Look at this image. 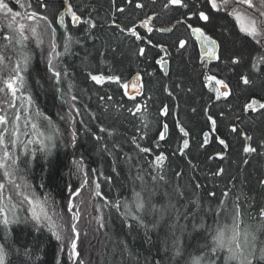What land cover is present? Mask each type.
Segmentation results:
<instances>
[{
  "label": "trees",
  "instance_id": "obj_1",
  "mask_svg": "<svg viewBox=\"0 0 264 264\" xmlns=\"http://www.w3.org/2000/svg\"><path fill=\"white\" fill-rule=\"evenodd\" d=\"M26 2L38 14L49 16L53 21L64 8L63 0H43L46 8L41 6L40 0ZM70 2L83 20L91 18L97 27L89 29L84 23L69 26L71 41L59 65V82L54 81L55 77L49 74L39 56H34L26 67L24 93L30 96L41 116L39 120L48 122V133H52L53 141L49 149L38 146L27 150L19 145L15 170L27 191L63 205L84 184L87 187L82 188L81 197L89 200L93 197L92 184L99 185L96 191L99 195L96 193L94 201L101 220L96 229L92 226L89 231V235H94L92 244L98 243L89 250L90 254L86 252L84 258L80 257L79 262L189 264L192 257L208 251L202 246L211 244V235L218 226L231 223L224 207L231 213L234 205L239 206L241 228H255L264 223L259 215L264 210V198H261L264 196L261 164L264 157L260 156L264 155V147L257 148L252 140L251 145L257 151L242 154L243 132L245 135L252 131L264 133V111L256 115L249 113V116L243 111L249 99L264 98V71L252 68V64L257 63L264 69V63L258 59L264 56L262 47L252 38L243 36L223 9L210 13L212 22L205 31L219 42L222 54V59L211 67L214 74L232 88L229 98L215 100L205 89L203 72L197 63V47L191 44L189 31L185 25L176 23L184 19L185 9L165 10L166 0H156L154 4L152 0H133L132 4L127 0ZM136 3L145 7L138 9ZM199 6L204 8L205 0H200ZM117 7L125 11L118 12ZM148 16L154 17L155 29L150 34L143 31L140 44L116 27H135L140 31V24ZM161 27L172 28L173 32L156 31ZM182 36L188 39L184 49L178 47ZM2 43L6 41L2 39ZM152 45L167 49L171 68L170 75L164 79L156 63L161 51ZM141 47L145 48L146 57L138 55ZM7 54L2 55L4 59ZM232 58H238L240 63L230 64ZM10 69L6 65L0 79L6 77ZM135 73L141 75L143 83L142 96L135 98H128L117 83L105 79L96 84L91 79V75L118 76L125 84ZM241 74L249 76L253 82L251 87L239 82ZM164 106L168 107L167 115L160 114ZM137 107L141 111L133 115ZM173 108L177 117L172 113ZM205 109L217 120V132L212 133L208 146L201 147L203 133L209 130ZM164 121L169 126L168 135L160 141L158 133ZM177 122L189 133L187 150L182 148L183 136ZM233 127L237 132L231 131ZM101 128L105 129L103 137H100ZM217 136L229 145L228 152H223L226 156L232 155L230 160H225L226 156L221 159L218 154L210 155L215 149H219V153L223 150L215 139ZM103 138L106 145L101 143ZM133 143L135 148L139 145L150 151L140 154L138 148L137 160ZM181 151L185 154L181 155ZM160 154L165 162L156 164L155 159ZM220 168L224 172L214 176ZM161 176L164 179L161 180ZM177 186L186 194L185 203L197 201L199 208L189 205L188 219L181 218L178 226L172 228L175 213L166 212L167 218L161 220L160 212H154L153 207L162 210L169 199L176 203L173 189ZM225 191L227 198L222 195ZM165 192L171 195L166 197ZM210 192H215V197L209 195ZM138 203L143 205L142 209L138 210ZM17 205L12 221L5 223L0 219V245H7L5 264H60L59 242L52 231L35 227L23 206ZM85 229L86 225L80 227L82 232ZM258 236L264 238V233ZM174 244L182 249L180 256L174 255ZM61 264L68 263L62 259ZM216 264H222V260L218 259ZM253 264H264V261L254 259Z\"/></svg>",
  "mask_w": 264,
  "mask_h": 264
},
{
  "label": "snow or ice",
  "instance_id": "obj_2",
  "mask_svg": "<svg viewBox=\"0 0 264 264\" xmlns=\"http://www.w3.org/2000/svg\"><path fill=\"white\" fill-rule=\"evenodd\" d=\"M19 3V0H17ZM156 0H152V3L154 4ZM42 7H47L46 4L43 3V0H40ZM113 3H115V0H113ZM127 3L132 4L133 0H127ZM232 4V11L229 12L230 15H233L235 19L237 20V23L240 24V30L241 32L245 33L246 36L251 37L252 40L260 45V47L264 48V0H259L258 5L253 4V0H205V7L201 8L200 0H166V3L163 5L165 10H168L169 8H175V9H185L182 13L184 19H178L176 21L177 24H183L186 26L187 30L189 31L190 35L195 38V40L200 44L202 48V60L204 65L206 66L208 63L215 61H220L222 59V54L220 50V45L217 44V41L210 37L208 34H206V27L211 24L212 17L210 13L212 11L219 12L222 7L226 8L229 4ZM210 5V8L207 7ZM246 5L248 9H255L256 13L253 15H247L242 13L241 11H238L237 9L239 6ZM19 6L21 8H24L25 5L23 3H20ZM63 6L65 8L66 13H69L71 15V21L73 26H76L80 23L87 24L89 29H94L97 27V25L93 22L91 18L88 20H83L80 15L77 14V11L73 10V5L70 2V0H63ZM28 7H31L29 4ZM135 7L138 9H143L145 7L142 3H136ZM116 11L118 12H124L125 9L122 7H117ZM0 12L4 14V18L8 20L7 27L11 33L10 36H4L3 39L5 41H8L9 44L12 45V50L15 53L16 57L18 58V63L16 65V71L17 76L19 75V70L21 67L20 62H22L23 67L26 69L27 64L29 62V57L24 54V50L26 49L27 45L25 44V41L29 39L28 36L25 35V31H30L33 35L37 32V27L33 26L31 24L26 25L23 21H44L47 24L48 28L52 27L53 22H58L60 24L64 23L65 16L63 14L58 13V20L57 21H49L48 17L45 15L38 14L36 11H28L25 14H22L18 11H13L11 7H9L8 3L5 2V0H0ZM21 18L18 20L17 18ZM154 19L152 16H148L145 20H143L141 27H144L147 29L148 33H152L153 28L150 27L151 20ZM18 25V26H17ZM117 28H119L120 32H127L129 35L134 37L136 40L143 41V37L138 33L137 29L135 27L132 28H120L119 25H116ZM156 31H165V29H156ZM167 31H172L171 28L167 29ZM71 41V36L65 37V44L64 48L65 51L68 50V42ZM148 43L151 44L152 41L149 39ZM16 45H19L20 47L17 48ZM178 45L180 49H184L187 45L186 40H179ZM153 47H158L161 52H166L167 49L164 48L162 45H152ZM8 45H5V48H7ZM55 30L52 31V43L51 48L52 51H55ZM115 51V49H113ZM58 55V54H57ZM138 55L142 57H146V50L145 48L141 47L138 50ZM206 57V59H203ZM4 57L0 55V62H2ZM11 59V58H9ZM260 63H264V56H261L258 58ZM156 63L161 66V69L165 71V75H167L166 67H167V60L164 59V57H161L160 59L156 60ZM232 65H238L240 63L238 58H232L229 61ZM217 68H219V65H216ZM252 68L257 71H264V69H261L257 63L252 64ZM49 69L52 71V74L54 77H60L61 73L59 71H55L52 68V62L49 60ZM212 69H209V72H211ZM91 75V74H90ZM91 79L96 84H101L102 82L107 79L108 81L117 83L120 85V87L127 89L129 87L128 84L121 83V78L118 76H99V75H91ZM140 77L137 76L136 80H139ZM205 81H215L216 85H219L223 89H225L224 92H220L219 89H215V98L217 100L221 99V97L227 98L230 95V92L228 91L229 85L221 80L218 79L215 75H208L204 74ZM22 83V78H20ZM239 82H242L243 85L251 87L252 86V80H250L249 76L241 74L239 76ZM7 88L12 91L13 96L16 95V88L13 86L14 81H8L6 82ZM133 89H136V83H132ZM165 91H168L166 88ZM209 91H213V89H210ZM127 94V93H126ZM139 94V92H137ZM168 95L172 96L173 93L171 91H168ZM134 98V97H131ZM75 99V97H73ZM111 99V97H109ZM14 106V105H13ZM257 108L264 109V103H261L259 99L251 98L249 101L244 105L245 110H256ZM129 111H132L129 109ZM141 111L140 107H137L135 111L133 112V115L136 113H139ZM195 111V109H193ZM161 115H167L168 114V107L164 106L161 109L160 112ZM205 116H206V124L209 125V131L204 132L203 136L205 137L204 141L201 143V147H204L208 142V137L210 133H216L217 132V120L214 118V116L208 112L207 109H205ZM16 120H19L20 117L17 115L15 117ZM8 121H6L4 116H0V126L6 125ZM147 126V125H145ZM168 124H163L162 128L163 130L158 133L159 140L163 141L166 138V134L168 131ZM177 127L179 128L180 134L182 136H188L189 133L185 130V128L177 122ZM33 130L37 129L36 124H32ZM15 126L13 128V132L9 133V142L12 144H15L14 140L10 139V136L15 133ZM7 128H4L3 131H0V145H3L5 143V135L4 132H7ZM100 131H105V129L101 128ZM233 133L237 132V129L233 127L231 129ZM40 136H43V133H37ZM27 135V133H25ZM75 138V137H73ZM49 140H51V136L48 137ZM219 145H222L224 149H227L229 145L226 143V141L223 138H219L218 136L215 137ZM253 138L251 136H245L246 141H251ZM32 142V141H30ZM137 147L140 149L141 152L147 153L150 151L149 148L146 147H140L137 145ZM183 148L187 149L189 148V141L187 139L183 140ZM242 151L245 154H251L255 153L257 149L252 146L251 144H245L242 148ZM185 153L181 151V155H184ZM221 159H223L222 153H218ZM9 156V152L7 150H3V158H7ZM157 161L162 162L165 157L163 155L157 156ZM246 162V161H245ZM12 163H15V159L12 160ZM5 165L2 160H0V168H4ZM224 172V169L220 168L216 172L213 173L214 176L221 175ZM10 175L9 171H5V176ZM160 179H164L163 176L160 177ZM5 185L0 184V190H3ZM99 187V185H97ZM196 188L201 187L200 185H195ZM173 193L175 196L176 203H173L171 199H169L168 204L162 209H156L153 207L154 212H160V219L163 220L164 213H175L176 220L173 221L171 224L172 228H176L178 226V221L181 218L188 219V212L190 211L189 205L195 206L199 208V204L197 201L194 200H187L186 201V194L184 191H181L179 189V186L173 189ZM99 195V193H97ZM164 195L166 197L170 196L171 194L165 192ZM209 195L215 197V192H210ZM225 198L228 197V192L225 191L222 194ZM27 199V197H25ZM31 203V201H29ZM177 204H179V207H177ZM220 205L223 207L224 202L223 200L220 201ZM143 205L138 203V210L142 209ZM69 210H71V204H69ZM224 212L226 215H230L231 217V223L230 224H224L221 226H218L214 233L211 235V244H205L202 247L207 248L208 251L204 255H197L195 257H192L190 259L189 264H216L218 259L222 260V264H253L254 259H258V261H264V238H261L258 236V233H264V223H261L255 228L251 227H245L241 228L239 225V217L241 216V212L238 205L233 206V210L231 213H228V210L226 207H224ZM262 220H264V210H261L259 213ZM216 216L219 217L220 213L217 212ZM195 217V214H193V218ZM8 221L5 220V223ZM195 227V226H194ZM72 231L75 232V226H73ZM55 234V233H54ZM57 240L60 239V236L57 235ZM259 244V248L257 245ZM7 245H0V264H5V257L7 255L6 252ZM72 249H76V244H72ZM257 252L259 253L257 257ZM221 253H224V255L221 257ZM182 254V249L174 244V255L180 256ZM71 258V257H70ZM158 264V262H157Z\"/></svg>",
  "mask_w": 264,
  "mask_h": 264
},
{
  "label": "rangeland",
  "instance_id": "obj_3",
  "mask_svg": "<svg viewBox=\"0 0 264 264\" xmlns=\"http://www.w3.org/2000/svg\"><path fill=\"white\" fill-rule=\"evenodd\" d=\"M11 1H13L12 4L10 3ZM5 2L8 3L9 7H11L13 11H18V12H21L22 14H25L28 11H35L33 7H28L29 2H26V0L25 1L19 0V3L17 2V0H5ZM20 3H23L25 7L21 8L19 6ZM218 3H219V0H218ZM253 4L258 5L259 0H253ZM232 7L233 6L230 3L226 8L222 7L221 9H223L227 13L229 18L235 21L239 31L241 32L240 24L237 23V20L235 19L233 15L229 14V12L232 11ZM237 10L247 15H253L256 13L255 9H248L246 5L239 6ZM58 13L63 14L65 16L64 23L60 24L58 22H53L51 28H48L47 24L44 21H38V22L28 21V20L23 21L26 25L31 24L37 27V32L35 35H33L30 31H27V30L25 31V35L29 37V39L25 41V44L27 45V47L24 50V54L30 58L27 66L30 64L32 59H34L33 58L34 56L35 57L39 56V58L41 59L45 67H47L49 74L52 76H53L52 71L49 69V60H51L52 62V68L55 71H59L58 69L60 65V60L63 57V54L66 52L64 48L65 37L68 36V28L72 24L71 15L69 13L68 14L66 13L65 8H63V10ZM58 13H57V16L55 17V21L58 20ZM41 15L43 14L41 13ZM47 17L49 21H53L51 17L49 16ZM17 19L20 20L21 18L18 17ZM7 23H8V20H6L4 18V14L0 12V55H4L5 52L8 53L7 58L3 59V61L0 62L1 63L0 72L2 70L1 73H3V70L6 65L7 67H9V69L11 68L10 70L6 72L7 76L4 78L1 77L0 79L1 80L0 116H4L6 121H8L6 125L0 126V131H3L4 128H7L8 130L7 132H4L5 143L3 145H0V160H2L5 165L4 168H0V184L5 185L3 190H0V219L12 221L13 220L12 218L14 217V213L16 212V209H17L16 206H18L17 204H19V206L20 205L23 206L24 210L26 209V213L29 216L32 223L35 225V227L45 228V229H48L49 231L51 230L55 238L57 237V235L60 236V239L57 240L59 242V253L58 254L60 258L58 262H60L61 264L62 259H64L66 260L68 264H81L79 262V260L81 261L79 257L84 258L83 255L86 256V252L89 253V250L94 248L96 243H98L95 241L92 244V241H93L92 238H94V235L93 234L89 235L90 233L89 231L92 229V226L95 227L96 229L97 225L100 224V220H101V218L98 219L99 211H100L99 207L96 205V202L94 201L96 197V193H97L96 192L97 187L95 184H92L90 193L92 194L93 197L92 198L90 197L89 200L82 198L81 192L76 191L69 196V199L67 200V202H65L66 204L64 203L63 205V204L55 202L54 200L52 201L49 198L45 199L46 197L43 198V197L38 196L35 193H31L26 190L27 187L24 188L22 186V182L19 179L20 175L16 172L17 169L15 170L18 149L20 147L19 145L23 144V146L21 145V147H25V149L27 150L29 149L33 150L35 147H38V146L49 149L52 146L53 136H52V133L51 134L50 132L48 133V129H47L49 125L48 122L42 123L41 120H39L41 118L40 114L36 112L37 111L36 109H34L35 106L33 105V102L30 96L24 93L25 89H24V78L23 77H24V71L26 69L23 67L22 62H20L21 67L19 70V75L17 76L16 65L19 62L18 58L16 57L15 53L12 50V45L9 44L8 41H6L5 44L2 43V39L4 36L11 35L7 27ZM166 29H169V28H166ZM53 30H55V44H56L54 52L52 51V48H51ZM171 32H173V29ZM169 33H164V34H169ZM241 33L243 36L248 38V36H246L245 33L243 32ZM185 38H186L185 36H182L180 40L181 39L186 40L187 45H188V39L187 38L185 39ZM189 40L192 42L191 44L194 43V45H196L197 47V52H198L197 63L202 69V72H203L202 81L205 86L204 74L215 75L214 74L215 72L210 64H213L214 62L216 63L217 61L213 60L212 62L208 63L205 66L202 60V55L200 54V44L195 40L194 37L190 35V33H189ZM5 45H8V47L5 48ZM16 47L19 48L20 46L16 45ZM220 50H221V46H220ZM262 51H264V48H262ZM161 57H164V59L167 60L166 69L168 73L171 68L168 55L166 54V52H161V56H159L157 60L160 59ZM204 59H206V57H204ZM158 67H159V70H162L159 64H158ZM211 68H212V71L209 72V69ZM20 78H22V83H21ZM217 78L221 79L219 77ZM10 80L14 81L13 86L16 88L15 96H13L12 91L7 88L6 82ZM59 80H60V77H55L54 79L55 82L56 81L59 82ZM132 80L133 82L136 83V86L138 88L140 87L143 89V83H142L141 78L139 80H136L133 78ZM221 80H224V79H221ZM207 82L208 84L207 86H205L206 91H208L209 94L212 93L213 98L217 100L215 98L214 90L219 89L220 92L222 93L225 91V89H223L219 85H216L215 81H211V82L207 81ZM210 89H213V91H209ZM125 90L126 89H124L123 91L128 98L136 97L134 95L130 96L127 92H125ZM224 99L226 98L221 97V99L219 100H224ZM256 99H259V98H256ZM259 100L261 101V103H264V98L263 99L260 98ZM243 111H244V114H247V116H249V113L256 115V113L264 111V109L257 108L254 111L243 109ZM240 114L241 112L238 113V115ZM17 115H19L20 117L19 120L15 119ZM175 116H177L176 112H175ZM171 118H172V115H171ZM236 118L237 116L235 117V120H238L239 122L240 120ZM32 124H36L37 126L36 130H33ZM14 126L16 130H15V133L10 136V139L14 140L15 144H12L9 142V133L13 132ZM25 133H27V135H25ZM37 133H43L44 135L40 136ZM58 134L61 135V133L59 132ZM49 136H51V140L48 139ZM242 136L243 138H245L246 135L244 134V132ZM211 140H212V133L209 134V140L206 146H208L211 143ZM244 143L249 144V141L245 140ZM3 150H7L9 152V156L7 158H3ZM184 150H187V149H184ZM220 151L222 152V154H225V152L226 153L228 152V148L227 149L223 148V150L220 149ZM243 154L245 153L243 152ZM160 155H163V154H160ZM13 159H15L14 164L12 163ZM155 161L157 162L156 164H159V163L162 164L163 162H165V159L162 162L157 161V159H155ZM6 170L10 172V175L5 176ZM83 187L86 188L87 185L84 184L82 188ZM25 197H27V199H25ZM261 198H264V196L262 195ZM29 201H31V203H29ZM69 204H71V210H69ZM167 216L168 215L164 217L167 218ZM158 218L160 219L159 216ZM52 222H58L60 226H56L52 224ZM90 223L92 225L89 226ZM84 225H86V229L84 232H82L80 230V227ZM73 226H75V229H76L75 232L72 231ZM73 243L76 244L75 250L72 249Z\"/></svg>",
  "mask_w": 264,
  "mask_h": 264
},
{
  "label": "bare ground",
  "instance_id": "obj_4",
  "mask_svg": "<svg viewBox=\"0 0 264 264\" xmlns=\"http://www.w3.org/2000/svg\"><path fill=\"white\" fill-rule=\"evenodd\" d=\"M153 22H154V19H152L151 20V22H150V26L153 28V29H155V27H154V25H153ZM142 24V23H141ZM140 24V25H141ZM140 31L139 30H137L138 31V33L141 35V31H146V30H143L144 28L143 27H141L140 26ZM158 29H165L166 30V28H158ZM160 33H163L162 31H159ZM148 33V32H147ZM150 34V33H149ZM135 41H136V43H138V44H140L141 43V41H139V40H136L135 39ZM217 44H219V42H217ZM68 46H69V42H68ZM60 63H63V58H61V60H60ZM59 70V69H58ZM60 72V71H59ZM160 73H161V79H164L165 77H167V76H169L170 75V71L167 73V75H165V73H164V71H162V70H160ZM137 76H139L140 78H142L141 77V75L139 74V73H135V74H133L132 76H130L127 80H126V82H125V84H128L129 85V87L125 90V92H127L130 96H132V95H134V96H138V97H140V96H142V94H143V89L142 88H138V87H136V89H133V87H132V83H133V78L134 79H136V77ZM223 81H225V80H223ZM226 82V81H225ZM207 84H208V82L207 81H205V86H207ZM228 84V83H227ZM59 85V84H58ZM229 85V84H228ZM60 88V87H59ZM124 90V89H123ZM228 91L230 92V95H231V92H232V88H231V86L229 85V89H228ZM137 92H139V94H137ZM230 95L227 97V98H229L230 97ZM57 97L59 98V94L57 95ZM172 112H174V117H177V116H175V110H174V108L172 109ZM177 119V118H176ZM163 124H165V121H164V123ZM162 130H163V128H162ZM185 130L187 131V129L185 128ZM188 132V131H187ZM205 132H208V130H206ZM103 133H104V131L102 132H100V137H103ZM167 135H168V131H167V134H166V137H167ZM247 136H251L253 139V141H254V143H255V145L257 146V148H260L259 146H262V147H264V133H263V131H262V133H253V131H252V133H250V134H248ZM204 137V136H203ZM109 138V137H108ZM205 138V137H204ZM184 139H187L188 141H189V137L188 136H183V140ZM252 140L251 141H249V144H251L252 143ZM106 141V139L105 138H103V140L101 141V143L103 144V145H106L105 142ZM135 142V141H134ZM22 146H23V144H21ZM20 145V146H21ZM133 145H134V147H132V149L134 150L133 152H135L134 153V155H135V159H137L138 160V157H137V152H138V148H135V143H133ZM245 145V144H244ZM182 148H183V142H182ZM216 148H218V147H216ZM263 149V151H264V148H262ZM219 149H215L214 151H212L211 153H210V155H217L218 153H219V151H218ZM221 152V151H220ZM148 153V152H147ZM222 153V152H221ZM261 153V152H260ZM140 154H143V152H141L140 151ZM243 154V153H242ZM241 154V155H242ZM224 156H226V154H224L223 155V157ZM243 156V155H242ZM260 156L261 157H264V155L263 154H260ZM132 157H133V155H132ZM134 158V157H133ZM232 158V155L231 154H227V156H226V159L225 160H230ZM143 161H145V160H143ZM261 164H262V168H263V170H264V158L262 159V162H261ZM81 190H82V187H80L77 191L79 192H81ZM25 211H26V209H25ZM27 214V213H26ZM57 223V224H56ZM52 224H54V225H56V226H60V224H58V222H52ZM79 259H80V257H79Z\"/></svg>",
  "mask_w": 264,
  "mask_h": 264
},
{
  "label": "water",
  "instance_id": "obj_5",
  "mask_svg": "<svg viewBox=\"0 0 264 264\" xmlns=\"http://www.w3.org/2000/svg\"><path fill=\"white\" fill-rule=\"evenodd\" d=\"M68 14V13H67ZM162 32H164V33H169V32H171V31H167V29L165 30V31H162ZM202 48H201V46H200V54L202 55ZM204 59V58H203ZM166 71H167V69H166ZM165 72V71H164ZM208 140H209V137H208Z\"/></svg>",
  "mask_w": 264,
  "mask_h": 264
},
{
  "label": "flooded vegetation",
  "instance_id": "obj_6",
  "mask_svg": "<svg viewBox=\"0 0 264 264\" xmlns=\"http://www.w3.org/2000/svg\"><path fill=\"white\" fill-rule=\"evenodd\" d=\"M143 30H146V32H148L147 29H143ZM140 33H143V31H141ZM214 64H215V62L213 64H210V65L212 66Z\"/></svg>",
  "mask_w": 264,
  "mask_h": 264
}]
</instances>
